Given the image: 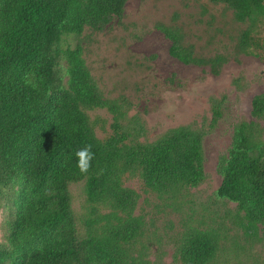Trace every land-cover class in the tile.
Instances as JSON below:
<instances>
[{
    "label": "trees",
    "instance_id": "1",
    "mask_svg": "<svg viewBox=\"0 0 264 264\" xmlns=\"http://www.w3.org/2000/svg\"><path fill=\"white\" fill-rule=\"evenodd\" d=\"M248 21L241 50L259 49L264 0H208ZM126 0H0V194L6 190L14 214L0 241V264H137L126 247L138 236L141 220L132 211L137 193L122 176L139 169L143 183L157 192L199 184L205 176L203 136L189 126L168 129L157 140L128 142L120 119L126 100L102 96L70 37L85 28L103 30L120 19ZM170 40L169 52L184 63L208 64L213 73L219 56L204 58L184 44L177 25L157 23ZM261 46V47H260ZM226 96L213 98V120L222 116ZM113 114L112 133L94 134L86 109ZM254 116L264 114V93L254 95ZM91 145L87 173L77 167L76 151ZM84 180L91 207L77 219L69 185ZM217 195L237 203L244 227L264 224V142L257 143L246 123L235 131ZM99 205L108 207L99 212ZM217 235L188 228L176 247L174 264H207L217 253Z\"/></svg>",
    "mask_w": 264,
    "mask_h": 264
},
{
    "label": "rangeland",
    "instance_id": "2",
    "mask_svg": "<svg viewBox=\"0 0 264 264\" xmlns=\"http://www.w3.org/2000/svg\"><path fill=\"white\" fill-rule=\"evenodd\" d=\"M157 23L181 28L184 44L198 57L219 56L213 73L208 64L184 63L169 52L170 40ZM248 21L233 20L222 3L208 0H126L123 15L103 30L85 28L70 37L83 48V58L99 93L126 100L120 119L128 142L149 143L168 129L189 126L203 136L204 179L195 186L157 192L142 181L139 169L127 171L122 184L137 193L132 214L141 229L126 247L137 264H174L178 240L188 228L217 235L218 250L207 264H264V224L254 232L244 227L237 203L217 195L235 142L239 123L252 138L264 142V114L254 116V95L264 93V57L259 49L241 50L238 41ZM264 46V24L258 31ZM261 47V46H260ZM226 96L222 116L213 120L212 99ZM94 134L104 140L112 133L113 114L106 108L85 110ZM77 219L91 203L84 180L69 185ZM100 213L109 208L99 205ZM14 214L9 194H0V241L6 239Z\"/></svg>",
    "mask_w": 264,
    "mask_h": 264
},
{
    "label": "clouds",
    "instance_id": "3",
    "mask_svg": "<svg viewBox=\"0 0 264 264\" xmlns=\"http://www.w3.org/2000/svg\"><path fill=\"white\" fill-rule=\"evenodd\" d=\"M77 157V167L81 173H87L91 167V161L94 158V153L91 151V145L79 149L75 153Z\"/></svg>",
    "mask_w": 264,
    "mask_h": 264
}]
</instances>
